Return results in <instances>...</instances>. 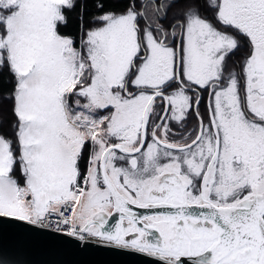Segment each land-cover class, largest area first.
Masks as SVG:
<instances>
[{"label": "snow or ice", "instance_id": "snow-or-ice-1", "mask_svg": "<svg viewBox=\"0 0 264 264\" xmlns=\"http://www.w3.org/2000/svg\"><path fill=\"white\" fill-rule=\"evenodd\" d=\"M95 8L0 0V218L152 264H264V0Z\"/></svg>", "mask_w": 264, "mask_h": 264}, {"label": "water", "instance_id": "water-1", "mask_svg": "<svg viewBox=\"0 0 264 264\" xmlns=\"http://www.w3.org/2000/svg\"><path fill=\"white\" fill-rule=\"evenodd\" d=\"M0 264H152V258L0 218Z\"/></svg>", "mask_w": 264, "mask_h": 264}, {"label": "trees", "instance_id": "trees-1", "mask_svg": "<svg viewBox=\"0 0 264 264\" xmlns=\"http://www.w3.org/2000/svg\"><path fill=\"white\" fill-rule=\"evenodd\" d=\"M96 0H84V9H85V17L90 16L96 11L95 8ZM77 29V14L76 12L69 13V23L67 26V31L69 32H75ZM9 76L7 72L5 71L3 76H0V92H3L4 94H7V92L11 89L12 85L8 82ZM8 105H5V113L3 115V119L7 121H11L14 119L8 112ZM5 131H7V126L5 127Z\"/></svg>", "mask_w": 264, "mask_h": 264}, {"label": "flooded vegetation", "instance_id": "flooded-vegetation-1", "mask_svg": "<svg viewBox=\"0 0 264 264\" xmlns=\"http://www.w3.org/2000/svg\"><path fill=\"white\" fill-rule=\"evenodd\" d=\"M238 55V54H237ZM237 55H234L233 57H232V60L234 61V62H237V60H236V57H237ZM206 104H207V94L205 93V95H204V100L202 101V103H201V105H200V111H201V113L202 114H205L206 115ZM193 121L192 120H189V122H188V124H187V128H186V131H191L192 130V128H193ZM174 131L175 132H177V135H176V137L175 138H179V133H180V131H184V130H179L178 129V127L177 128H175L174 129ZM141 213H144L146 210H139ZM118 219V216H115L114 217V219L112 220V222L110 223V224H115L116 223V221H117V219ZM110 219H112V218H110Z\"/></svg>", "mask_w": 264, "mask_h": 264}, {"label": "built area", "instance_id": "built-area-1", "mask_svg": "<svg viewBox=\"0 0 264 264\" xmlns=\"http://www.w3.org/2000/svg\"><path fill=\"white\" fill-rule=\"evenodd\" d=\"M56 217H53L52 218V227H50V229H53V230H55V221H56ZM86 241H94V242H99L98 240H96V239H89V240H86Z\"/></svg>", "mask_w": 264, "mask_h": 264}, {"label": "rangeland", "instance_id": "rangeland-1", "mask_svg": "<svg viewBox=\"0 0 264 264\" xmlns=\"http://www.w3.org/2000/svg\"><path fill=\"white\" fill-rule=\"evenodd\" d=\"M237 54H238V55H237ZM236 55H237L236 60H237V62H238L239 59L241 58V56L243 55V53H242V52H239V53H236ZM233 63H234V61H233L232 58H231V60L229 61V66L231 67Z\"/></svg>", "mask_w": 264, "mask_h": 264}]
</instances>
